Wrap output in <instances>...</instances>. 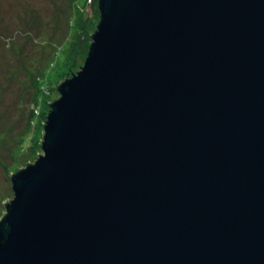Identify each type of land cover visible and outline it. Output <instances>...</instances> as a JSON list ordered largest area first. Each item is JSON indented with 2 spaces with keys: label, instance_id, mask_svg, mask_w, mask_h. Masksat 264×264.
Segmentation results:
<instances>
[{
  "label": "water",
  "instance_id": "95a60500",
  "mask_svg": "<svg viewBox=\"0 0 264 264\" xmlns=\"http://www.w3.org/2000/svg\"><path fill=\"white\" fill-rule=\"evenodd\" d=\"M0 264H264V0H98Z\"/></svg>",
  "mask_w": 264,
  "mask_h": 264
},
{
  "label": "rangeland",
  "instance_id": "374dc122",
  "mask_svg": "<svg viewBox=\"0 0 264 264\" xmlns=\"http://www.w3.org/2000/svg\"><path fill=\"white\" fill-rule=\"evenodd\" d=\"M72 1L0 0V50L4 46V37L18 39L19 43L27 44L35 53H38L39 40L41 43H56V46L61 45L66 49L65 43H69L70 32L64 16L74 14V8L70 6ZM89 5L87 0L83 5L84 12L90 9ZM89 13L90 11H86V14ZM48 45H42L41 48ZM21 51L24 53L26 50ZM10 55L12 53L7 52V56ZM64 55L62 51L61 57ZM7 56L0 51V219L5 214L6 203L13 198L12 175L33 163L42 154L40 140L43 130L37 134L39 130L36 126L39 116L41 113L45 116L40 122L43 129L50 113L49 103L60 96L57 88L60 81L71 78L83 65L82 55L76 62L70 59L65 64L59 59L54 70L57 73L50 74L41 81V88H51L48 93H44L46 99L41 96L36 105L38 112H31L32 101L36 99L35 90L27 82L29 79L25 73H20L15 65L13 68L6 66ZM2 65L8 67L5 68L6 71ZM30 94H33L32 101L29 100Z\"/></svg>",
  "mask_w": 264,
  "mask_h": 264
},
{
  "label": "trees",
  "instance_id": "16d2710c",
  "mask_svg": "<svg viewBox=\"0 0 264 264\" xmlns=\"http://www.w3.org/2000/svg\"><path fill=\"white\" fill-rule=\"evenodd\" d=\"M88 1L90 2V9L86 11H90L89 14H86V11L84 12L83 7L87 0H73L70 6L74 8V14L70 16H64L66 19L68 30L70 32V38L68 37L69 43H65V45H67L66 49H64V46L61 45L56 46V43H50L48 41L45 43H41V41L39 40V42L37 43H40V46L36 51L38 53H35V51L33 49L31 50L27 44L19 43L18 39L14 40V37L12 39L4 37V43H2L4 46L3 49L0 50L1 54L4 53L5 56H7V52L12 53V55L5 57L7 60L6 66L13 68V66L15 65L19 69L20 73H25L26 77L29 79V81H26L29 82L35 90L36 99L32 101L31 97L33 94H30L29 96V100L34 102L32 104L33 108L31 112H38V108H36V105L38 103V99H41V96L46 99V95L44 93H48L51 88H41V81L44 77L46 78L50 74L57 73L54 70L56 64L59 62V59L63 64H65L67 63L66 61H69L70 59H73V61L76 62L81 55L82 62L86 58L91 43V35L96 30V25L100 20L99 9L97 6L98 0ZM47 43L49 44L48 47L41 48L42 45H45ZM21 49H25L26 51L23 53ZM27 51H30L31 53H28ZM62 51L65 53L63 57H61ZM6 66L4 67L2 65V68L5 70V68H8ZM29 66L31 67V69H29ZM43 115L44 114L41 113V115L39 116V120H37L38 125L36 126L37 130H39L37 134H39L41 130H43L40 127V122L42 121L43 117H45ZM32 124L34 125V123ZM31 146L36 147L34 145Z\"/></svg>",
  "mask_w": 264,
  "mask_h": 264
}]
</instances>
